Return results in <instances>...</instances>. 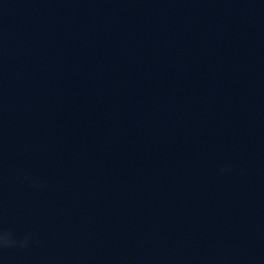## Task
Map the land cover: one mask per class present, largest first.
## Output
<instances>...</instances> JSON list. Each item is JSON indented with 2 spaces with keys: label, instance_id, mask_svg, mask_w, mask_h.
Here are the masks:
<instances>
[{
  "label": "water",
  "instance_id": "95a60500",
  "mask_svg": "<svg viewBox=\"0 0 264 264\" xmlns=\"http://www.w3.org/2000/svg\"><path fill=\"white\" fill-rule=\"evenodd\" d=\"M0 223V264H264V0H0Z\"/></svg>",
  "mask_w": 264,
  "mask_h": 264
},
{
  "label": "clouds",
  "instance_id": "9594fccd",
  "mask_svg": "<svg viewBox=\"0 0 264 264\" xmlns=\"http://www.w3.org/2000/svg\"><path fill=\"white\" fill-rule=\"evenodd\" d=\"M25 179H27V177ZM16 243L17 241L12 239V232L3 228L2 223H0V249L13 247ZM20 246L24 247L25 242H20Z\"/></svg>",
  "mask_w": 264,
  "mask_h": 264
}]
</instances>
